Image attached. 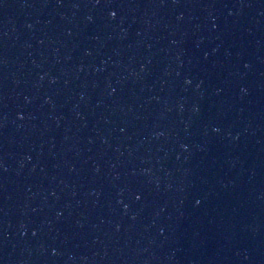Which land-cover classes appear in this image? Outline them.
<instances>
[{
    "label": "water",
    "instance_id": "water-1",
    "mask_svg": "<svg viewBox=\"0 0 264 264\" xmlns=\"http://www.w3.org/2000/svg\"><path fill=\"white\" fill-rule=\"evenodd\" d=\"M0 264H264V0H0Z\"/></svg>",
    "mask_w": 264,
    "mask_h": 264
},
{
    "label": "snow or ice",
    "instance_id": "snow-or-ice-1",
    "mask_svg": "<svg viewBox=\"0 0 264 264\" xmlns=\"http://www.w3.org/2000/svg\"><path fill=\"white\" fill-rule=\"evenodd\" d=\"M112 15L114 16V15H115V13H112Z\"/></svg>",
    "mask_w": 264,
    "mask_h": 264
}]
</instances>
